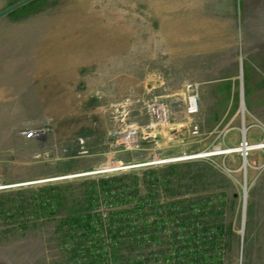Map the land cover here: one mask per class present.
Masks as SVG:
<instances>
[{
    "label": "rangeland",
    "instance_id": "obj_1",
    "mask_svg": "<svg viewBox=\"0 0 264 264\" xmlns=\"http://www.w3.org/2000/svg\"><path fill=\"white\" fill-rule=\"evenodd\" d=\"M20 1L0 0V12ZM189 16L188 0H31L0 16V182L16 185L0 190V264H264V16L251 35L238 22L248 58L190 46L223 36ZM188 85L200 99L192 118ZM153 102L168 109L153 136L110 154L127 125L146 130ZM42 126L53 131L23 134ZM244 137L248 156L226 153ZM110 158L178 161L30 184ZM91 221L116 236L115 263L87 245Z\"/></svg>",
    "mask_w": 264,
    "mask_h": 264
},
{
    "label": "built area",
    "instance_id": "obj_2",
    "mask_svg": "<svg viewBox=\"0 0 264 264\" xmlns=\"http://www.w3.org/2000/svg\"><path fill=\"white\" fill-rule=\"evenodd\" d=\"M188 97L186 101L185 111L186 114L192 118L196 114H198L200 110V102H199V95L196 93L195 88L192 85H188ZM168 112L167 106L162 102H153L148 105V113L151 116L150 123L146 126V130L141 131V127L138 125V123L133 122L126 126L125 130L118 135L116 139H114L111 142L112 150H110V154H112L114 149L116 150L117 147L123 148V150H132V149H139V142L141 138V133H143V138H151L153 136L152 131L155 128V125L159 121H163V119L166 117ZM53 131V129L50 126H42L38 128H30L23 131L24 136L27 139H40L43 138L45 135L50 134ZM192 132L194 134L198 133V125L193 124L192 126ZM249 141L247 140V137H244L241 142L239 143L241 148H248L249 147ZM117 151V150H116ZM112 152V153H111ZM239 152L243 155V150L241 151H232V152H226V153H236ZM83 155H89V150L82 149V151L79 152ZM246 155H249V152L246 151ZM244 157V155H243ZM178 160H169L165 162H159L161 163H168V162H176ZM158 163V164H159ZM154 163L151 162H145V163H137V164H122V163H116L114 159L110 158L109 161L102 164L101 166L94 168L92 170H88L86 172H80L77 174L72 175H66L62 177L57 178H51V179H45V180H39V181H33L30 184L38 183V182H46V181H52L57 179H66V178H73V177H83V176H111L113 172L116 170H126L129 168H135L140 166H148L152 165ZM116 168L111 169L108 168V166H115ZM18 186L24 185V184H17ZM16 186V185H15ZM14 185H6L0 182V190L7 189L11 187H15ZM81 233L87 238V245L92 244L95 245L94 248L95 254L97 256H100L101 259L110 261V258L112 257L113 253L112 250L117 246V239L114 238V235L110 232H108L107 225L105 222H102L100 226L95 224V222H90V228L88 226H82L80 228ZM79 231V228H78ZM96 231V232H95ZM100 231V232H99ZM102 231V232H101ZM104 231V232H103ZM139 235V234H137ZM103 236V239H102ZM136 239V238H134ZM138 240V239H136ZM99 248L97 249V247ZM85 261L82 258H79L78 264H84ZM115 263V262H111Z\"/></svg>",
    "mask_w": 264,
    "mask_h": 264
},
{
    "label": "crops",
    "instance_id": "obj_3",
    "mask_svg": "<svg viewBox=\"0 0 264 264\" xmlns=\"http://www.w3.org/2000/svg\"><path fill=\"white\" fill-rule=\"evenodd\" d=\"M189 11H190V25L201 26V27H220V36L227 38L226 41L222 38V41L216 43L210 47L201 45V39H193L190 37V46H193L196 50L202 51L203 47L206 51L210 50H221L220 48L233 49L235 52H239L241 56H244V41L239 39L238 35V22L242 19L246 20L250 25V35L254 34V28L257 26V17L263 18V8L259 11L256 8L260 3L263 7L264 0H188ZM263 3V5H262ZM223 28V29H222ZM214 34H218L217 31H213ZM226 35V36H225ZM224 42L226 45L224 46ZM251 39L246 41L247 49L250 51L254 50L256 43H250ZM257 49L259 52L264 53V41L259 42ZM250 49V50H249ZM249 54H245V57H249ZM264 58V55L259 56ZM182 134H187L188 129L184 128Z\"/></svg>",
    "mask_w": 264,
    "mask_h": 264
},
{
    "label": "trees",
    "instance_id": "obj_4",
    "mask_svg": "<svg viewBox=\"0 0 264 264\" xmlns=\"http://www.w3.org/2000/svg\"><path fill=\"white\" fill-rule=\"evenodd\" d=\"M108 185H109V182H107ZM107 183H103L104 185L107 184ZM54 191V190H53ZM53 191L52 189L50 188H44L41 192H43L40 196V202L42 204V206H44L45 208H51V207H55L56 206V198H55V195L53 194ZM108 191V194H111V191L110 189L107 190ZM110 191V192H109ZM175 210V208H174ZM168 213V212H167ZM167 217L169 218H172L174 219V214L170 213V214H167L166 215ZM165 217V216H164ZM163 219V218H162ZM113 220V219H112ZM164 220V219H163ZM163 220H161L163 222ZM80 222V220L77 221V223ZM160 222V221H159ZM157 223V222H156ZM157 225V224H156ZM78 226V225H77ZM86 226H88V228H90V223H87ZM143 227H138V230L135 231L136 234L139 233V231H143ZM159 228V227H158ZM136 229V228H135ZM129 231V230H128ZM114 238H116V236L114 235ZM98 259L101 260V257L98 256Z\"/></svg>",
    "mask_w": 264,
    "mask_h": 264
},
{
    "label": "water",
    "instance_id": "obj_5",
    "mask_svg": "<svg viewBox=\"0 0 264 264\" xmlns=\"http://www.w3.org/2000/svg\"><path fill=\"white\" fill-rule=\"evenodd\" d=\"M29 1H31V0H22V1H20V2H17L16 4H14V5H12V6L8 7V8H6L5 10H2V11L0 12V16L6 14V13H8V12H11V11L15 10L16 8H18V7H20V6H22V5L26 4V3H28Z\"/></svg>",
    "mask_w": 264,
    "mask_h": 264
},
{
    "label": "bare ground",
    "instance_id": "obj_6",
    "mask_svg": "<svg viewBox=\"0 0 264 264\" xmlns=\"http://www.w3.org/2000/svg\"><path fill=\"white\" fill-rule=\"evenodd\" d=\"M261 146H264V145H260V146H258V147H261ZM249 148V147H248ZM248 148H241V147H239V148H234V149H231V150H238V149H240V150H243V151H245V153H246V151L247 150H249ZM250 149H252V147H250ZM170 159V158H169ZM169 159L167 160H164V158H159V159H155L154 161H153V163H158V162H165V161H169ZM170 160H172V158L170 159ZM117 166H114V167H112V166H108V168H111V169H114V168H116ZM15 186V185H14Z\"/></svg>",
    "mask_w": 264,
    "mask_h": 264
}]
</instances>
